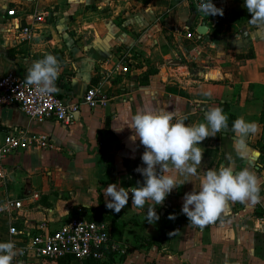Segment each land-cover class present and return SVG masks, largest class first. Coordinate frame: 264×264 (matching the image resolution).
I'll return each instance as SVG.
<instances>
[{
    "label": "crops",
    "instance_id": "crops-1",
    "mask_svg": "<svg viewBox=\"0 0 264 264\" xmlns=\"http://www.w3.org/2000/svg\"><path fill=\"white\" fill-rule=\"evenodd\" d=\"M217 2L224 14L208 17L194 0H0V75L14 71L26 77L33 62L51 53L61 65L55 94L82 101L95 85L108 98L106 106L95 109L82 105L71 127L56 120L36 123L18 105L0 106V138L22 131L51 139L49 148L30 147L4 162L0 203L21 199L23 207L0 215V242L11 226L32 234L42 222L56 229L82 210L107 220L112 242L125 249L123 254L108 249L107 260L112 255L127 257L124 264H264V184L259 203L229 202L202 228L182 212L185 193L199 190L206 170L227 164L226 155L236 170L247 167L264 177V31L250 22L244 0ZM19 3L21 21L8 16ZM37 10L49 11L50 17L34 25L29 43H19L20 24L31 23ZM125 64L129 71L122 73ZM145 106L175 112L186 123L204 122L208 110L221 107L228 126L201 142L195 176H182L169 165L168 174L182 185L160 205L148 201L136 208L130 192L129 203L115 213L106 207L108 185L131 191L144 181L137 168L146 167L145 148L131 139L134 130L126 122ZM241 116L259 125L247 139L243 159L234 151L232 130ZM149 207L160 217L155 223L147 222ZM29 242L28 234L18 245ZM15 251L11 264H41Z\"/></svg>",
    "mask_w": 264,
    "mask_h": 264
},
{
    "label": "clouds",
    "instance_id": "clouds-1",
    "mask_svg": "<svg viewBox=\"0 0 264 264\" xmlns=\"http://www.w3.org/2000/svg\"><path fill=\"white\" fill-rule=\"evenodd\" d=\"M244 7L251 14L250 22L258 30L264 31V0H244ZM199 12L208 17L224 14L223 8H218L213 0H200ZM60 69L57 57L49 53L43 59L32 63L27 70L25 82L36 86L42 94L55 93L58 91L55 81L60 75ZM228 120V114L221 107L208 110L205 121L199 123H186L185 118L175 112L156 110L151 106L138 110L131 120L126 122V126L134 130L131 139H139L145 148L141 159L146 167L137 168L144 181L131 191L116 184H109L106 195L110 199L106 207L120 213L129 203L130 192L132 206L136 208H143L148 201L160 205L174 188L182 185L175 174H168L169 165L182 176H195L197 166L203 158L201 142L227 127ZM258 129L256 121H248L243 116L234 120L232 130L236 139L233 148L237 157L243 159L247 156V139L255 135ZM114 130L119 132L123 128ZM225 159L227 164L218 169L206 170L201 178L199 190L185 193L182 212L192 225L202 228L214 222L228 209L229 202L261 201L264 177H258L247 167L236 170L230 154L226 155ZM159 218L156 210L149 207L147 222L155 223ZM15 255V247L11 241L0 242V264H11Z\"/></svg>",
    "mask_w": 264,
    "mask_h": 264
},
{
    "label": "built area",
    "instance_id": "built-area-1",
    "mask_svg": "<svg viewBox=\"0 0 264 264\" xmlns=\"http://www.w3.org/2000/svg\"><path fill=\"white\" fill-rule=\"evenodd\" d=\"M33 4L39 0H23ZM199 11L200 0H194ZM213 3L219 8L217 0ZM23 3H19L8 10V16L18 20L24 19ZM50 12L37 10L30 18L31 23L20 24L17 33L19 43H29L34 36V25L47 21ZM189 37L192 34H188ZM122 73L129 71L128 65L121 66ZM108 98L103 95L98 86L89 87L84 93L82 101H71L59 97L55 93L42 94L34 85L25 82V77L14 71L0 75V106L18 105L22 111L36 123H43L48 120H56L61 124L74 126L79 118L82 105L95 109L107 105ZM51 139L48 135L27 134L26 132L9 131L0 138V181L5 183L4 162L8 157L19 151L27 150L30 147L49 148ZM37 196V195H35ZM23 207L21 199H6L0 203V215H12ZM78 213L69 217L58 228L51 229L47 222L39 225L35 233L19 230L11 226L8 231V238L5 242L11 241L15 250H19L20 257L35 256L40 263L61 264V260L85 261L95 259L105 261L108 259V249L119 254L125 253V249L112 242V228L107 220H93L86 215ZM180 225H178V228ZM30 236V242L26 246H19L21 237Z\"/></svg>",
    "mask_w": 264,
    "mask_h": 264
},
{
    "label": "trees",
    "instance_id": "trees-1",
    "mask_svg": "<svg viewBox=\"0 0 264 264\" xmlns=\"http://www.w3.org/2000/svg\"><path fill=\"white\" fill-rule=\"evenodd\" d=\"M89 219H93V220H103L102 218H90L88 217ZM174 228H175V225H174ZM113 261H115L114 259V256L111 255L110 259L107 260V261H100V260H95V259H89V260H85L84 262L87 263V262H97V263H112ZM61 264H70L71 262L69 261H66V260H61L60 262Z\"/></svg>",
    "mask_w": 264,
    "mask_h": 264
},
{
    "label": "rangeland",
    "instance_id": "rangeland-1",
    "mask_svg": "<svg viewBox=\"0 0 264 264\" xmlns=\"http://www.w3.org/2000/svg\"><path fill=\"white\" fill-rule=\"evenodd\" d=\"M127 257L123 256L121 259L119 260H115L112 263H104V264H124L126 262ZM44 264H52V263H48L45 262ZM82 264H102V263H97V262H87V263H82Z\"/></svg>",
    "mask_w": 264,
    "mask_h": 264
},
{
    "label": "water",
    "instance_id": "water-1",
    "mask_svg": "<svg viewBox=\"0 0 264 264\" xmlns=\"http://www.w3.org/2000/svg\"><path fill=\"white\" fill-rule=\"evenodd\" d=\"M205 28H206V27H202V28H200V29H199V32H200V33H204V32H205Z\"/></svg>",
    "mask_w": 264,
    "mask_h": 264
}]
</instances>
